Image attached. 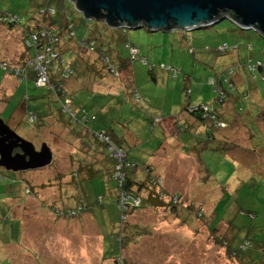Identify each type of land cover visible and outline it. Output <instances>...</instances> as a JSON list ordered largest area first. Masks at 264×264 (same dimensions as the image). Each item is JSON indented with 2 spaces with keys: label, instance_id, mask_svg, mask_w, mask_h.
<instances>
[{
  "label": "rangeland",
  "instance_id": "obj_1",
  "mask_svg": "<svg viewBox=\"0 0 264 264\" xmlns=\"http://www.w3.org/2000/svg\"><path fill=\"white\" fill-rule=\"evenodd\" d=\"M63 1L61 12L67 11L76 23L77 38H95L98 51L106 50L112 61L105 67L103 61L96 60L98 51L81 53L88 56H83L87 63L69 79L88 81L82 86L88 97H83L85 93L80 94V89L70 90L74 107L87 111V125L74 120L71 124L69 115L55 100L49 108L44 105L45 114L39 100L52 95L50 90L37 86L35 78L17 81L0 67V85L6 80L4 90L12 91L10 97L0 93V116L38 149L47 142L54 154L53 162L39 169L13 171L0 166V264H74L72 260L79 264H247L253 251V259L264 264V71L257 66L261 60L264 64V37L252 28H239L230 19L193 30L150 31L142 27L124 31L87 19L72 1ZM46 3L0 0V13L16 14L22 18L21 24H28ZM77 38L69 42L68 62L74 53L79 55ZM22 39L24 30L20 26L0 23V59L21 61L25 49ZM66 41L64 36L62 46ZM128 41L141 50L136 60L131 59ZM120 57L128 63L126 70L118 65ZM109 63L119 70V76L107 70ZM88 65H92L91 69ZM229 69L234 71L230 76L234 87L224 81ZM240 74L244 76L241 84ZM96 75L101 76L93 83ZM213 83L225 90L222 101L216 100ZM75 87H79L78 83ZM91 89L97 93L89 96ZM206 103L214 104L216 115L221 107L232 104L233 116H228V121L234 122L236 117L243 126H231L229 142L223 137L215 138L216 134L210 138L202 133L192 137L184 134L189 117L201 118L191 108ZM27 107L35 109L41 120L30 123ZM201 119L205 120L204 116ZM225 123L214 124L217 129L229 131L226 120ZM92 130L111 136L114 145L123 148L128 158L137 163L129 173L145 170L142 180L149 174L145 161L160 164L166 154L173 170L167 180L176 183L170 187L177 192L165 185L163 177L153 174L146 181L156 187L152 180L162 179L158 187L171 201L177 199L175 210L172 206H131L128 211L132 212L122 218L124 235L120 236L112 226L120 221L115 193L118 183L109 177L110 171L115 173L116 159ZM176 136H180L179 140ZM97 154L111 157L113 164L105 159L102 164L106 167L95 168L97 175L83 179L82 189L80 180L88 175L83 170ZM182 155L189 156H183V165L179 161ZM177 166L181 168L178 174ZM163 168L167 169L165 163ZM76 195L93 206V213L104 217V225L100 217L96 225L87 216L74 233L53 222L59 217L55 212L73 225L79 222L80 218L72 216L76 214L55 211L73 209L69 206L76 204ZM99 195V199L103 196L102 203L98 202ZM25 200L33 202L27 207L40 211V218L31 216V211L29 217L22 218ZM189 205L194 208L189 209ZM32 217L39 220L32 224L34 236L27 224L34 221ZM99 233L104 234L103 243L110 247L109 252L100 253L103 244ZM247 237L248 242L243 244ZM118 239H123L120 252ZM229 245L238 247L237 252H232ZM244 245L250 246L244 251L247 257L241 254ZM96 250L99 254H95Z\"/></svg>",
  "mask_w": 264,
  "mask_h": 264
},
{
  "label": "water",
  "instance_id": "obj_2",
  "mask_svg": "<svg viewBox=\"0 0 264 264\" xmlns=\"http://www.w3.org/2000/svg\"><path fill=\"white\" fill-rule=\"evenodd\" d=\"M90 20L113 28H146L150 31L193 30L224 19L240 28H253L264 37V0H70ZM16 148L21 151L14 152ZM47 142L39 149L19 135L0 116V166L24 171L53 162Z\"/></svg>",
  "mask_w": 264,
  "mask_h": 264
},
{
  "label": "built area",
  "instance_id": "obj_3",
  "mask_svg": "<svg viewBox=\"0 0 264 264\" xmlns=\"http://www.w3.org/2000/svg\"><path fill=\"white\" fill-rule=\"evenodd\" d=\"M50 11L54 12L52 7H49ZM46 7H43L41 9V13L46 12ZM48 10V11H49ZM0 21L8 22L9 24H21L22 18L16 14H0ZM119 29H123L124 31L129 30L128 27H122ZM67 31L70 36H76V33L74 31V26L72 23L68 24ZM28 34V45L35 46V47H41L42 51L38 52L34 57L29 59L25 65H21L18 67L11 68V71L15 72L16 75H20L23 77L27 74V71L29 68L35 71V79L36 84L39 87H47L51 93L54 94L56 101L61 103V109L64 113L68 114L71 118L77 121H81L83 125H87L86 123L89 121L87 116V111L85 108L76 109L74 107V100L72 96L70 95L66 81L69 80L71 77H73L76 74V71L74 68H72L71 65H65L59 67V74H57L56 78L53 80L50 73V65L51 62L58 58V48L60 46V40L61 38L57 34V27H56V34L52 31V29H43L39 33H32V32H26ZM26 35V34H25ZM78 45L82 50L89 51L91 53H95L97 50V41L95 39H87V38H79ZM126 47L129 49L131 54V59L136 60L139 55V49L133 45L130 42H126ZM224 49V48H222ZM101 60L105 63L110 62L111 58L106 53H102L100 55ZM64 59L62 58L60 62L63 63ZM142 61L144 63H147L146 58L143 57ZM7 63H2V68H7ZM261 65V62L257 64ZM165 68H171V66H166ZM107 70L110 72H113L115 75L119 76V70H116L115 67L109 63L107 66ZM233 69H229L227 74L224 76V81L228 83L230 87H234V83L230 80V76L233 73ZM21 77H18L19 80H21ZM215 86V89L217 91V101H222L225 96L226 92L225 90L220 86L213 83ZM219 91V93H218ZM192 113H196L198 111V114H202L204 117L208 116L211 120H216L217 115L215 113V106L214 104H204L202 106H198L196 108H191L190 110ZM29 116V122L33 123L37 120V115L34 111L29 110L28 112ZM217 125L219 126H225L226 123L222 121H217ZM96 137L103 142H105L111 152V156L115 157L116 163H115V179L118 183V194L120 193V201L119 207L121 210H127L131 206H138L142 202L141 195H135L131 193L127 188L126 184L128 181V177L130 175L129 171L131 168H134L137 163L128 158V155L126 151L123 148H118L114 144V141L111 139V136L106 135L105 133H102L101 131H97ZM156 179H153L155 181L156 185L162 184V179H159V177H155ZM162 196H165L164 191L161 193ZM180 199V198H179ZM173 203H177V199L173 198ZM72 214H75L73 210H71ZM124 215L122 216V218Z\"/></svg>",
  "mask_w": 264,
  "mask_h": 264
},
{
  "label": "trees",
  "instance_id": "obj_4",
  "mask_svg": "<svg viewBox=\"0 0 264 264\" xmlns=\"http://www.w3.org/2000/svg\"><path fill=\"white\" fill-rule=\"evenodd\" d=\"M47 3L46 4H43L42 7L40 8V11L43 7H46V9H50L49 7H52V9L54 10V12H52V10L48 11L46 10L45 13H41L39 12V15L34 18L32 20V23H24V24H9L8 22H3V21H0V23H2L3 25H6V26H9V27H16V26H20L21 29L24 30V39L23 40V45H24V58L21 60V61H18L17 63H13L9 60H5V59H0V67L2 68L1 64L2 63H7V68H2L4 69L7 73L6 74H9V75H12L13 77H15V79H18V77H21L20 75H16L15 72L11 71V68L13 67H18V66H21L22 64L25 65L26 62L31 59L32 57H34L38 52L42 51L41 47H35V46H29L28 45V34L26 32H32V33H39L41 30L43 29H52V31L56 34V27H57V34L59 35V37L61 38V42H60V46L58 48V58L53 60L51 62V67H50V73H51V77L52 79L54 80L58 74V71L60 70L59 67L61 65L64 66L63 64L65 63V65H71L72 68L75 69V71L79 68L86 62L84 61L83 59V54L81 53H87V55L91 52L89 51H86V50H82L80 47V52L78 53L79 55L78 56H75V53L73 54V56L71 55V59L69 60V62L67 61L66 59V56L70 53L69 51H65L66 49H68V45H69V42L75 40L77 38V31L75 29L76 27V23L72 20V18L70 17V15L68 14V12L66 11H62V9H64L65 5L62 4V2H64L63 0H46ZM56 1V3H55ZM67 0H65L66 2ZM59 2L61 4H59ZM1 14V13H0ZM69 23H72L73 26H74V31L76 33V36H70L68 31H67V27H68V24ZM26 34V35H25ZM66 36L68 39L67 41L64 43V45L62 46V39L63 37ZM91 39H95L93 37H90ZM90 38H87V39H90ZM78 39V38H77ZM96 40V39H95ZM97 41V40H96ZM79 46V45H78ZM62 47H65L64 49H62ZM71 49V48H70ZM30 50H34L33 53L31 54L30 53ZM82 50V51H81ZM98 51V47H97V50L96 52ZM101 53H107L106 50H102V51H98L96 53V60L97 62L99 61V54ZM264 53V52H263ZM64 59L63 63L60 62L61 59ZM85 59H88V56L87 58L84 56ZM261 62V65H258L259 68H261V71H264V64H263V60L260 61ZM87 63V62H86ZM92 64V63H91ZM56 65H58V68L56 67ZM85 65V64H84ZM89 66V65H88ZM86 66V67H88ZM85 67V66H84ZM92 67L89 66V68ZM59 69V70H58ZM88 69V68H87ZM91 69V68H90ZM79 71H82V70H79ZM84 74V72H83ZM95 74H98V70L95 69ZM261 74H263V72H261ZM97 76H101V75H96L94 78H98ZM35 78V71L32 70L31 68L28 69L27 71V74L24 75L23 77H21V80L23 78ZM259 77V76H258ZM19 80V79H18ZM19 80V81H21ZM7 87V85L5 86V88ZM51 92V91H50ZM0 93H3L4 94V85L2 88H0ZM219 93V91H218ZM73 95V94H72ZM243 95V94H242ZM7 97H10V96H7ZM238 97V96H236ZM235 97V98H236ZM42 100H39V104L44 108L45 106L47 108L50 107V102L54 101L52 95H46V96H43L41 97ZM234 98V99H235ZM233 99V100H234ZM45 105V106H44ZM44 108V110L47 108ZM29 110H32L36 113L37 115V120L36 121H40L41 120V116L38 115V113L35 111V109L33 108H30V107H27L26 108V114L28 116V111ZM45 110V114H47V111ZM199 116H201V118H203V115L200 114ZM29 118V116H28ZM217 118L216 120H214L213 122L216 123L217 121H222V122H225L226 118L223 117L222 114H219L217 115ZM205 120L207 119H210L208 118V116L204 117ZM71 120H74L73 118H71L69 116V122L72 124ZM29 121V120H28ZM35 121V122H36ZM75 121V120H74ZM227 121V120H226ZM228 122V121H227ZM34 123V122H33ZM230 126L229 122H228V127ZM93 135L96 137V132L97 131H93ZM97 138V137H96ZM98 139V138H97ZM99 140V139H98ZM87 145V144H86ZM87 150H89L87 148ZM133 160V159H132ZM85 171V169L83 170V172ZM112 171H113V166H112ZM147 171H149V175H153L152 174V170L150 169V167L147 168ZM92 174V175H91ZM95 174V176L97 175V172H96V169H91V171L88 172V175L87 176H83L80 180V184H81V187L83 189V179H86V178H89V175H91L92 177H95L93 176ZM112 177V179L114 178L115 179V176L113 174V172L110 171V174H109V177ZM147 176V178L149 179V177ZM91 177V178H92ZM148 179L147 181L146 180H143L142 182L141 181H138V180H135L131 175H129L128 177V181H127V184H126V188L133 194L135 195H141V193H144V197L142 198V202L141 204H139L138 206H136V208L138 207H153V208H159V207H167V206H172V210H175L174 208L177 206L173 203V201L170 200L169 196L166 195L165 197L161 195V193L163 192V190H161L158 185L155 186H151L150 184H148ZM116 180V179H115ZM84 197H86V194L83 195ZM101 195H99L97 198H98V202L99 203H102L101 201L103 200V196H102V199H99ZM77 199H76V204L74 206H69L70 208H73L71 210H73V212H75L76 215H72V216H75L77 218H81V216L85 215V214H88V213H85V212H90V213H93V206L89 203H86V200L84 199L83 200H79L81 197H79V195H76ZM116 197H117V204H118V207H119V203L118 201H120V193L118 194V191H116ZM80 201V202H79ZM68 204H72L71 202L68 201ZM51 206V205H49ZM53 206V205H52ZM48 207V206H47ZM189 209H193L194 207L189 205ZM53 209H55V207H53ZM120 209V207H119ZM71 210H68L66 208H59V209H56L55 211H62V214H65V215H68L67 213H71ZM132 211H128L127 210H121L120 209V221H118L116 224L118 225L117 229H118V232H119V235L122 236L124 235L123 233V219H122V216L126 214H130ZM84 213V214H82ZM55 214L59 217H56L57 219H60V215L58 213L55 212ZM95 214V213H93ZM199 214V213H198ZM116 229V230H117ZM117 234V232H115ZM118 237V236H117ZM120 240V250L119 252L121 251V245L123 246V239H118L117 241L119 242ZM249 240V237H247V239H244V242L243 244L247 243ZM230 246V250L232 252H237V248H233V246L229 245ZM260 246V247H259ZM244 248L241 249V254H243L245 257L246 256V253L244 251L248 250V248L250 247H246V245L243 246ZM258 248H261V245L258 244ZM260 249H258L259 251ZM256 253V252H255ZM233 255H236L235 253H233ZM237 256H239V254H237ZM253 256H254V251L251 253V255H249L247 258L248 260H246V263L247 264H261V262H257L255 259H253Z\"/></svg>",
  "mask_w": 264,
  "mask_h": 264
},
{
  "label": "crops",
  "instance_id": "obj_5",
  "mask_svg": "<svg viewBox=\"0 0 264 264\" xmlns=\"http://www.w3.org/2000/svg\"><path fill=\"white\" fill-rule=\"evenodd\" d=\"M243 30V29H242ZM66 37V36H65ZM79 38H83V37H78V39ZM66 39H68L67 37H66ZM77 41V40H76ZM128 42H130V43H132L133 45H135L136 46V44L135 43H133V42H131V41H128ZM65 47H62V49H64ZM65 51H69V52H71V49L70 48H68V49H66ZM139 51H140V53H141V50L139 49ZM107 54V53H106ZM99 61H102L101 60V58L99 57ZM111 61H112V59H111ZM118 65L120 66V69L121 70H126V68H127V66H128V63L123 59V58H119V60H118ZM89 66H91V65H89ZM88 66V67H89ZM91 68V67H90ZM89 68V69H90ZM164 70H166V69H164ZM166 71H168V70H166ZM11 77H13L12 75H10ZM13 78H15V77H13ZM134 79H135V81H136V77H133ZM81 80V79H80ZM80 80H78L77 82H75V80L73 79V80H67V88L69 89V91L70 90H72L73 92L75 91V90H79L80 89V94H82V93H85V94H82L83 95V97H88V96H86V93H87V89L86 88H84V87H82V86H85L86 84H88V81L86 82V83H84L85 81H83V83H81L80 82ZM238 80H239V83L241 84V83H243V80H244V76H243V74H240L239 76H238ZM17 81H18V79H17ZM96 82V78H95V80L93 81V83H95ZM75 83H78V88H76L75 87ZM97 83V82H96ZM6 84H8V82L6 83V80L4 81V82H2V84L0 85V88H2L3 87V85H4V89H5V86H6ZM131 84H132V82H131ZM94 85V84H93ZM132 88V87H131ZM137 89H138V87H137ZM137 92V91H136ZM12 93V91L11 92H8L7 90H4V94L6 95V96H10V94ZM72 92L70 91V94H71ZM97 92L94 90V89H91L89 92H88V95L89 96H92V95H95ZM52 96H53V98H54V100L56 101V99H55V96H54V94L52 93ZM73 98V97H72ZM74 100V99H73ZM232 106V104H228V105H226V106H223V107H221L220 108V114H222L223 115V117L224 118H226V120L228 121L232 116H233V112L231 111V107ZM228 116H230V118H227ZM194 117V115L192 116V117H189L190 119L186 122L187 124L186 125H184V134L186 133L188 136H194V135H198L199 133H202V134H204V136H206V138H210V137H212L214 134H216V137L215 138H217V137H223V138H226L227 140H228V142H229V140H231V138H230V134L232 133V130L230 129L231 128V126H233V125H242L243 126V124H241V120H239V118H236L235 117V120H234V122H229V124H230V127L229 128H227L229 131H226V130H224V129H217L215 126V124L213 123V120H211V119H207V120H203V119H201V118H197V119H194L193 118ZM207 123H208V125H207ZM207 127H210L211 129H209V128H207ZM175 139H178V138H180V136L179 137H174ZM179 140V139H178ZM88 147V146H87ZM244 153V152H243ZM96 157H95V160L93 161V162H91V165H89V167L88 168H86L85 170L86 171H91V169H97L98 167H100L101 169L102 168H104V166L105 165H103L102 163H103V161L105 160V159H108V163H110V162H112L113 160H112V158L111 157H104L103 155H101V154H97V155H95ZM184 155H182L181 156V158L179 159V161L181 162V164L183 165V163H184V161H183V158L184 157H187V158H189V156H184ZM160 164H159V161H157V162H149V161H145V164L147 165V167H150V169L152 170V174H154V175H156V176H160V177H163L164 178V180H165V185L171 190V191H175V192H177L176 190H173L170 186H173L174 184H176V183H174L173 181H168L167 180V178L171 175V173L173 172V170L171 169V167L172 166H169L172 162H169L168 161V159H167V156H166V154L165 155H163V158L160 160ZM86 163H87V165L88 164H90V162H87L86 161ZM165 163V166H167V169L166 168H163V164ZM112 164H113V162H112ZM159 164V165H158ZM106 167V166H105ZM109 168H111L112 169V165L109 167ZM109 168H107V169H109ZM142 170V171H141ZM145 170L144 169H136V170H134V171H132V172H130V175L135 179V180H138V181H143V180H146V178H147V173H146V177H145V179H143L142 180V178H141V176H142V174H143V172H144ZM179 172H181V168L179 167V166H177L176 168H175V173L176 174H178ZM83 174L85 175V171L83 172ZM88 174V173H87ZM186 181H188V182H186ZM189 184V179H185V184ZM116 193V192H115ZM181 193V192H180ZM190 192L188 191L187 192V194H189ZM32 203L33 202H30V203H28L27 202V200H25L24 201V204L23 205H21V216H22V218H24V217H29V215L31 214V216L33 215H36L37 217H39V215H38V213H40V211H38V210H36V209H33L32 211H31V208H29V207H27V205H31L32 206ZM38 205H40V203H38L37 204V206ZM47 206V205H46ZM28 211H31V213L30 214H28ZM87 216H90V220H94L95 221V224L96 225H98L97 224V221H98V219H99V217H100V221L102 222V224L104 225V217L103 216H101V215H96V214H93V213H88V214H85V215H83V216H81V218L79 219V222L77 223V224H75V225H73L71 222H69V220H65V219H57L56 217L53 219V222H55L56 224H57V226H60V225H62V227L64 226L65 227V229H67L68 231H74V233L76 232V230H77V228L78 227H81L82 226V224H81V219H84V218H86ZM33 218V217H32ZM40 218V217H39ZM34 219V221L33 220H30L27 224L28 225H30V227H31V229H32V234H31V236H34V234H33V228H32V224L33 225H36V223L37 222H39V220H37V218L36 217H34L33 218ZM34 222V223H33ZM117 223V222H116ZM113 227H115V228H117L118 227V225L117 224H114V225H112ZM26 227H27V225H26ZM51 227H54L53 226V224H52V226ZM101 230V229H100ZM102 231V230H101ZM112 232H115L114 230L112 231ZM111 232V233H112ZM101 233H99V235H100ZM105 238V236H104V234H101V236H100V241H101V243L103 244V247H102V250H101V254L104 252H109L110 251V247H106V244H104L103 243V239ZM96 251H98V250H96ZM95 254H99V251H98V253H95ZM100 258V257H99ZM99 260H101V258L99 259ZM72 263H74V264H79L77 261H73L72 260Z\"/></svg>",
  "mask_w": 264,
  "mask_h": 264
},
{
  "label": "flooded vegetation",
  "instance_id": "obj_6",
  "mask_svg": "<svg viewBox=\"0 0 264 264\" xmlns=\"http://www.w3.org/2000/svg\"><path fill=\"white\" fill-rule=\"evenodd\" d=\"M37 148V147H36ZM38 149V148H37ZM21 151L20 148H16L14 152H19Z\"/></svg>",
  "mask_w": 264,
  "mask_h": 264
},
{
  "label": "bare ground",
  "instance_id": "obj_7",
  "mask_svg": "<svg viewBox=\"0 0 264 264\" xmlns=\"http://www.w3.org/2000/svg\"><path fill=\"white\" fill-rule=\"evenodd\" d=\"M225 20V19H224ZM210 25H213V24H210ZM246 29H251V28H246ZM253 29V28H252Z\"/></svg>",
  "mask_w": 264,
  "mask_h": 264
}]
</instances>
